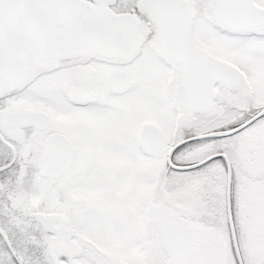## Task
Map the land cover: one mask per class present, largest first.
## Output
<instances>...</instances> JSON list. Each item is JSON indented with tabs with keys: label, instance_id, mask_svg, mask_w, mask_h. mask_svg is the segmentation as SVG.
Segmentation results:
<instances>
[{
	"label": "snow or ice",
	"instance_id": "obj_1",
	"mask_svg": "<svg viewBox=\"0 0 264 264\" xmlns=\"http://www.w3.org/2000/svg\"><path fill=\"white\" fill-rule=\"evenodd\" d=\"M0 264H264V0H0Z\"/></svg>",
	"mask_w": 264,
	"mask_h": 264
}]
</instances>
